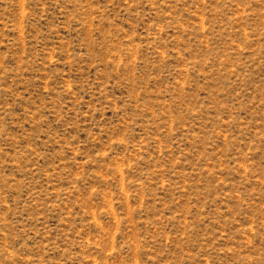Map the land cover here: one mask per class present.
<instances>
[{
    "label": "rangeland",
    "instance_id": "374dc122",
    "mask_svg": "<svg viewBox=\"0 0 264 264\" xmlns=\"http://www.w3.org/2000/svg\"><path fill=\"white\" fill-rule=\"evenodd\" d=\"M0 264H264V0H0Z\"/></svg>",
    "mask_w": 264,
    "mask_h": 264
}]
</instances>
